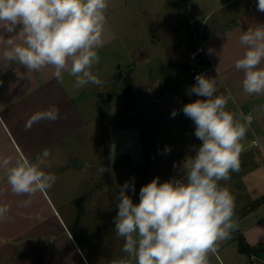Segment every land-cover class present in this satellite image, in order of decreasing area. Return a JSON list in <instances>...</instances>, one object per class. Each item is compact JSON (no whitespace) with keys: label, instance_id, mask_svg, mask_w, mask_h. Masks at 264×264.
Returning a JSON list of instances; mask_svg holds the SVG:
<instances>
[{"label":"crops","instance_id":"1","mask_svg":"<svg viewBox=\"0 0 264 264\" xmlns=\"http://www.w3.org/2000/svg\"><path fill=\"white\" fill-rule=\"evenodd\" d=\"M256 2L218 0L208 7L201 19L198 35H195L197 27L191 29L194 44L190 46L186 41L173 37L171 40L179 51L173 69L151 81L150 91L154 92L151 95L156 93L159 100L168 95L163 93L167 87L172 91L182 87L190 89L194 85L193 80L190 78V81L183 82L181 71H186L184 66L192 63L205 76L215 77L217 91L214 96L228 97L231 94L227 111L236 113L237 110L253 118L254 129L251 130L259 141L260 157L249 161V172L241 174L240 179L243 193L254 198L242 208L241 216H233L237 226L242 225L234 230L237 240L233 244L224 239L217 241L216 251L209 253V264H264V94L249 96L244 93L243 72L235 68L236 60L245 51L239 42L240 35L249 26L264 24V13L257 10ZM142 3L141 24H135L131 22L129 0H108L105 43L97 49L100 61L92 69L104 81L100 86L89 84L77 92L73 89V78L67 72L61 82L52 76L51 67L41 72H30L17 63L0 62V153L35 161L37 155L48 149L51 167L44 171L54 173L57 178L50 189L37 192L32 197V204L25 208L20 205L28 197L13 194L4 171L0 170V204H8L11 209L10 219L0 222V264H133L134 258L122 251L123 239L101 250L82 234L87 215L94 210L102 195L101 178L111 171L101 170L102 158L111 143L104 153H97L95 161L84 153V141L86 131L93 128L97 120L91 106L98 103L106 105L101 94H108V102H111V95L117 94L118 85L119 90L124 88L126 79L131 82V91L127 92L125 88L129 94L125 99H133L138 93L135 79L137 63L132 54L122 65L124 68L118 64L120 60L115 55L120 50L118 42L123 41L120 32L129 23L131 30L140 26L142 36H148L145 45L141 43L140 50L152 48L160 51L161 58L170 66L164 40L168 28L163 16L159 17L157 0H143ZM176 31L180 32V29ZM199 39L204 53L193 61L191 55L198 50ZM209 49L213 50L211 54ZM154 50L152 52L155 53ZM110 58L114 59L112 67L108 64ZM117 65L114 71L113 66ZM217 66L218 72L215 71ZM163 80L166 81L162 85ZM145 83L149 89L148 82ZM196 99L204 98L193 94L192 101L182 98L181 104ZM52 105L59 109L58 120H43L34 123L31 130H25L26 122L34 113ZM180 124L184 122L181 120ZM192 124L195 126L194 122ZM253 141V151H257ZM245 155L243 148L240 158ZM77 161L81 165L72 167L71 162ZM232 237L231 234L229 238ZM240 241L247 247V252H240Z\"/></svg>","mask_w":264,"mask_h":264},{"label":"clouds","instance_id":"2","mask_svg":"<svg viewBox=\"0 0 264 264\" xmlns=\"http://www.w3.org/2000/svg\"><path fill=\"white\" fill-rule=\"evenodd\" d=\"M256 7L264 13V0H257ZM107 8L108 0H0V62L17 63L30 72L51 67L52 76L61 82L67 72L77 92L89 84L102 85L92 69L100 61L97 49L105 43ZM239 42L245 51L235 68L243 72V91L264 94V24L249 26ZM195 81L188 95L204 99L183 105L182 111L194 122V134L202 143L193 146L195 155L182 163V177L162 183L154 178L140 188L139 203L128 194H135L134 183L126 181L116 195L114 232L124 240L122 251L136 264H209L216 242L237 228L235 197L219 182L240 171L241 141L253 118L226 110L231 94L214 96L215 77L197 74ZM177 114L173 110L172 116ZM59 118L58 107L52 105L34 113L25 130ZM50 156L48 149L35 161L0 153V170L12 193L28 197L21 207H29L37 192L55 183V174L44 171L51 167ZM10 210L0 204V222L10 219Z\"/></svg>","mask_w":264,"mask_h":264},{"label":"rangeland","instance_id":"3","mask_svg":"<svg viewBox=\"0 0 264 264\" xmlns=\"http://www.w3.org/2000/svg\"><path fill=\"white\" fill-rule=\"evenodd\" d=\"M217 1L157 0L159 17L163 16L168 28V35L164 40L166 51L169 52H166V56H169L170 66H167L166 61L161 58L162 53L160 51L157 52L152 48L140 50L141 43H143L142 46L145 45V40L148 37L142 36L140 26L137 30H131L129 23V26H126V29L120 32V38H123V41L118 42L117 46L120 47V50L118 49L119 52L117 51L115 55L117 54L116 57L120 60L118 64L124 68L122 65L129 60L132 54L134 61L137 63L135 79L138 93L134 94L133 99L126 100L125 98L129 94H126V84H124V88L121 87V90H119L120 85L117 86L115 91L117 94L111 95L113 97L111 102H108V94H101V100L106 102V105L98 103L91 106L95 111L94 119L97 120L93 128L85 133L84 153L96 161L97 153H104L107 145L111 143L114 131L138 128L141 132L147 166L142 170L134 171L129 158L122 157L109 173L102 176V195L94 210L87 215L84 231L82 232L90 243L101 247V250H103V247H109L114 242L122 239L116 236L113 222L118 211L116 195L119 186H122L126 181L134 183L135 194L133 195L131 192L128 194L134 203H139L140 188L154 178L159 177L161 183L173 177L180 179L183 175L182 163L187 157L195 155L193 146L199 147L202 143L194 134L193 121L186 117L182 111L181 99L193 100V95H188L189 88L182 87L181 90H173V92L170 87H167L166 90H163V93H168V95L161 100L158 99L159 95L156 93L151 95L154 92L150 91L152 90L150 88L152 87L151 81L156 80L165 71L170 70L169 72H171L173 65H175L174 59L179 57L177 56L179 51L177 52V47L172 38L176 37L178 41L184 40L192 46L194 40L191 29L197 27L195 35H198L203 15L207 8L215 5ZM142 2L143 0H129L128 6H130L129 10L132 12L131 22L135 24H141ZM177 29H180V32H177ZM153 50L155 53L152 52ZM112 61H114L113 58L108 60L111 67L113 65ZM117 68L118 65L113 66L114 71ZM181 73L183 74V82H188L192 78L188 70L181 71ZM165 81H162V85ZM145 82H148L149 89L146 88ZM127 110L129 111L127 112ZM173 110L178 113L174 117L172 116ZM235 111L238 115L239 112ZM181 120L182 123L184 122L182 125L180 124ZM252 128L254 129L251 123ZM253 140L254 137L249 129L245 138L241 141L246 155L240 158L242 163L240 171L230 173L231 179L229 181L219 182L221 186H227L235 197L234 215L236 217L242 215L244 207H247V204L254 198L243 193L240 179L241 174L249 172V161H256L260 157L259 146H256L257 151H253ZM237 227L241 228L242 225L239 224ZM231 234L233 235L232 238L224 240L233 244L237 237L234 231ZM131 263L136 264L135 259Z\"/></svg>","mask_w":264,"mask_h":264},{"label":"water","instance_id":"4","mask_svg":"<svg viewBox=\"0 0 264 264\" xmlns=\"http://www.w3.org/2000/svg\"><path fill=\"white\" fill-rule=\"evenodd\" d=\"M192 63L184 66L185 70L193 67ZM122 157H128L134 171L142 170L147 166L145 152L143 148L141 132L138 128H126L116 130L112 134V141L101 161V170L110 171ZM80 162H71V166L76 168Z\"/></svg>","mask_w":264,"mask_h":264},{"label":"built area","instance_id":"5","mask_svg":"<svg viewBox=\"0 0 264 264\" xmlns=\"http://www.w3.org/2000/svg\"><path fill=\"white\" fill-rule=\"evenodd\" d=\"M203 53H204V49H203L202 41H201V39H199V47H198V50L194 54L191 55V60L195 61L196 59H198L199 55L200 54H203ZM188 71H189L190 75L192 76V80H193L192 82H193V84L196 83V81H195L196 75L197 74H203L204 73L201 69H197L196 66L190 67L188 69ZM249 129L251 130V127ZM251 134L254 137L253 145L255 147L256 146H259V141L256 138V136L254 135V133L252 132V130H251Z\"/></svg>","mask_w":264,"mask_h":264},{"label":"trees","instance_id":"6","mask_svg":"<svg viewBox=\"0 0 264 264\" xmlns=\"http://www.w3.org/2000/svg\"><path fill=\"white\" fill-rule=\"evenodd\" d=\"M125 82H126V90H127V92H130V91H131V82H130L129 79H126ZM239 250H240V252H242V253L248 251V250H247V247L243 244L242 241H240V244H239Z\"/></svg>","mask_w":264,"mask_h":264}]
</instances>
